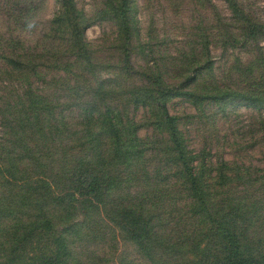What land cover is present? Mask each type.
<instances>
[{
    "label": "trees",
    "instance_id": "1",
    "mask_svg": "<svg viewBox=\"0 0 264 264\" xmlns=\"http://www.w3.org/2000/svg\"><path fill=\"white\" fill-rule=\"evenodd\" d=\"M57 1L39 42L0 34V264H264V161L246 157L264 147V20L223 0L230 16L209 18L205 53L179 66L141 38L132 0L106 19L110 55L74 1ZM219 35L249 55L232 83L213 75ZM174 99L206 132L228 105L247 108L238 155L192 148Z\"/></svg>",
    "mask_w": 264,
    "mask_h": 264
},
{
    "label": "rangeland",
    "instance_id": "2",
    "mask_svg": "<svg viewBox=\"0 0 264 264\" xmlns=\"http://www.w3.org/2000/svg\"><path fill=\"white\" fill-rule=\"evenodd\" d=\"M76 8L86 18H89L92 25L86 28L85 36L96 49L102 53H113V50L106 51L114 37V22L106 20L112 11L117 0H73ZM238 1V0H237ZM242 7L252 17L264 20V0H239ZM213 4L218 15L211 13ZM132 13L137 20V28L142 39L149 38L151 49L155 51L156 57L162 63L172 61L181 66L186 57L194 61V54L203 55L206 43L209 41L212 21L222 16H230L223 0H132ZM59 11L57 0H0V34H12L25 44L39 42L42 34L53 25L52 19ZM217 25L220 23L213 22ZM215 33V29L213 30ZM220 35L210 48V56L213 62V75L221 83H232L228 79L237 74L234 72L233 63L238 56L243 60L249 55L240 52L238 48L227 49L221 46ZM135 44H137L135 42ZM104 55V54H102ZM132 61L136 69H140L143 60L139 48L133 52ZM231 66V67H230ZM178 67L176 71H179ZM234 87V84H232ZM210 106V105H209ZM171 114L180 117V127L187 135L189 145L199 149L202 143H210L219 154L226 159L238 155V129L240 125L247 123L249 111L244 106L228 105L227 111L231 112L229 122L217 121L216 129L207 124L206 132L197 121L186 122L189 113H194V108L184 100L174 99L168 104ZM238 111L241 116L238 117ZM143 111H137L136 118L142 116ZM187 123V124H186ZM150 131L141 130L139 134L144 136ZM254 164L264 161V147L247 154Z\"/></svg>",
    "mask_w": 264,
    "mask_h": 264
}]
</instances>
